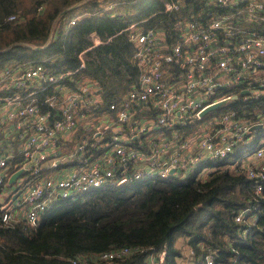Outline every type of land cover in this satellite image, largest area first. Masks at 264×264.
<instances>
[{
	"label": "built area",
	"instance_id": "built-area-1",
	"mask_svg": "<svg viewBox=\"0 0 264 264\" xmlns=\"http://www.w3.org/2000/svg\"><path fill=\"white\" fill-rule=\"evenodd\" d=\"M198 1L175 24L173 41L154 29L126 28L136 76L117 95L107 96L97 79L51 73L37 61L0 71V227H35L55 201L103 186L192 173L206 178L218 169L212 163L236 150L221 169L244 173L262 197L264 134L257 131L264 128V0ZM184 7L163 2L166 13ZM87 41L77 54L78 69L104 42L96 32ZM132 251L114 249L99 259L116 264ZM188 256L191 264H214L211 253L201 263L190 249ZM163 258L161 252L145 264ZM72 264L88 262L78 257Z\"/></svg>",
	"mask_w": 264,
	"mask_h": 264
},
{
	"label": "trees",
	"instance_id": "trees-1",
	"mask_svg": "<svg viewBox=\"0 0 264 264\" xmlns=\"http://www.w3.org/2000/svg\"><path fill=\"white\" fill-rule=\"evenodd\" d=\"M164 1L0 0V71L37 61L51 73L74 71L77 79H97L107 96L125 92L136 76L126 28L154 29L173 41L175 24L199 2L170 0L185 7L166 13ZM109 3L114 4L111 11L105 9ZM78 15L75 25L67 27ZM91 32L104 42L89 53L95 59L78 69L77 54L88 45ZM237 153L212 163L218 169L206 178L194 173L182 179L149 178L57 200L35 227H0V264H72L78 257L104 264L100 254L124 247L133 251L116 264H145L161 252V264H177L180 238L198 263L211 253L214 264H264V183L262 197H256L253 180L221 169ZM242 210L247 213L236 222ZM251 217L254 224L248 222Z\"/></svg>",
	"mask_w": 264,
	"mask_h": 264
},
{
	"label": "crops",
	"instance_id": "crops-1",
	"mask_svg": "<svg viewBox=\"0 0 264 264\" xmlns=\"http://www.w3.org/2000/svg\"><path fill=\"white\" fill-rule=\"evenodd\" d=\"M176 246L181 249V256L177 259V264H191V259L188 256L189 246L186 244V240L184 238H180Z\"/></svg>",
	"mask_w": 264,
	"mask_h": 264
},
{
	"label": "water",
	"instance_id": "water-1",
	"mask_svg": "<svg viewBox=\"0 0 264 264\" xmlns=\"http://www.w3.org/2000/svg\"><path fill=\"white\" fill-rule=\"evenodd\" d=\"M220 104H222V103L215 104V105H213V106H211V107L205 109V110L203 111V113H206L207 111H210V110H214V109H216ZM255 128H257V127H255ZM18 174H19V172H17L16 174L12 175V177H11L10 180L13 181L14 178H15Z\"/></svg>",
	"mask_w": 264,
	"mask_h": 264
},
{
	"label": "rangeland",
	"instance_id": "rangeland-1",
	"mask_svg": "<svg viewBox=\"0 0 264 264\" xmlns=\"http://www.w3.org/2000/svg\"><path fill=\"white\" fill-rule=\"evenodd\" d=\"M260 143H261V144L264 143V137L261 138Z\"/></svg>",
	"mask_w": 264,
	"mask_h": 264
}]
</instances>
